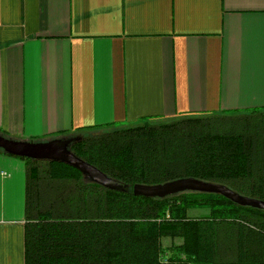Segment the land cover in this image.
Here are the masks:
<instances>
[{
    "label": "crops",
    "instance_id": "crops-1",
    "mask_svg": "<svg viewBox=\"0 0 264 264\" xmlns=\"http://www.w3.org/2000/svg\"><path fill=\"white\" fill-rule=\"evenodd\" d=\"M254 106L264 0H0L10 138ZM24 191L25 161L0 152V264H24Z\"/></svg>",
    "mask_w": 264,
    "mask_h": 264
},
{
    "label": "trees",
    "instance_id": "trees-1",
    "mask_svg": "<svg viewBox=\"0 0 264 264\" xmlns=\"http://www.w3.org/2000/svg\"><path fill=\"white\" fill-rule=\"evenodd\" d=\"M76 132L69 150L129 186L194 177L264 200L262 106ZM22 159L24 264H264V210L198 191L135 196L61 162Z\"/></svg>",
    "mask_w": 264,
    "mask_h": 264
},
{
    "label": "water",
    "instance_id": "water-1",
    "mask_svg": "<svg viewBox=\"0 0 264 264\" xmlns=\"http://www.w3.org/2000/svg\"><path fill=\"white\" fill-rule=\"evenodd\" d=\"M78 135L50 137L44 140L13 139L0 134V150L6 154L32 160L61 162L78 170L85 179L104 188L127 192L135 196L162 198L182 191L220 194L231 202L264 210V200L241 195L224 184L203 181L194 177H179L155 184L135 183L131 186L105 175L98 168L73 154L68 145Z\"/></svg>",
    "mask_w": 264,
    "mask_h": 264
},
{
    "label": "rangeland",
    "instance_id": "rangeland-1",
    "mask_svg": "<svg viewBox=\"0 0 264 264\" xmlns=\"http://www.w3.org/2000/svg\"><path fill=\"white\" fill-rule=\"evenodd\" d=\"M93 131L94 130H91V131L89 130V131H85V132H93ZM199 212H204V211L203 210L192 211L191 214H194V215L197 214V215H199L198 214ZM168 242H169V240L167 238H164L162 243L163 244H168Z\"/></svg>",
    "mask_w": 264,
    "mask_h": 264
}]
</instances>
